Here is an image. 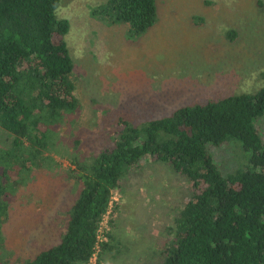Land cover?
<instances>
[{
    "label": "trees",
    "instance_id": "1",
    "mask_svg": "<svg viewBox=\"0 0 264 264\" xmlns=\"http://www.w3.org/2000/svg\"><path fill=\"white\" fill-rule=\"evenodd\" d=\"M61 3L0 0V127L13 138L10 148L0 145V236L7 193L34 171L57 165L56 127L80 106L66 39L71 24L58 15ZM100 7L94 15L109 24H129L135 36L159 18L157 0H108ZM262 119L264 85L198 100L141 123L112 117L101 151L83 161L70 159L74 168L68 174L78 190L60 241L23 264H88L113 192L144 157L167 163L192 192L174 219L175 238L163 264H264V137L257 126ZM229 142L240 146L244 161L225 172L212 148ZM112 240L113 235L102 249L111 250Z\"/></svg>",
    "mask_w": 264,
    "mask_h": 264
},
{
    "label": "rangeland",
    "instance_id": "2",
    "mask_svg": "<svg viewBox=\"0 0 264 264\" xmlns=\"http://www.w3.org/2000/svg\"><path fill=\"white\" fill-rule=\"evenodd\" d=\"M107 2L62 0L58 9L71 24L66 39L80 106L56 127L57 165L34 171L7 193L0 264H23L60 241L78 190L68 174L74 168L70 159L100 152L112 117L141 123L198 100L264 85V0H157L158 21L140 36L127 23L109 24L93 14ZM257 126L264 137V119ZM12 140L0 127V145L10 148ZM212 151L225 172L243 164L236 143ZM144 158L114 191L107 242L111 235L115 240L111 250H101L98 264H163L175 238L174 219L191 197L190 183L167 163Z\"/></svg>",
    "mask_w": 264,
    "mask_h": 264
},
{
    "label": "built area",
    "instance_id": "3",
    "mask_svg": "<svg viewBox=\"0 0 264 264\" xmlns=\"http://www.w3.org/2000/svg\"><path fill=\"white\" fill-rule=\"evenodd\" d=\"M115 198H116V196L113 192L110 207H109L107 213L105 214V216L103 217V219L100 223V226L98 228V231H97V244H96L95 253L93 254V256L88 261V264H98L97 263L98 262V255L100 254V252L102 250V245L104 242L108 241L110 223H111L112 217H113V215H111V214L113 213V211L115 210V207H116V205H115L116 203L114 201Z\"/></svg>",
    "mask_w": 264,
    "mask_h": 264
}]
</instances>
